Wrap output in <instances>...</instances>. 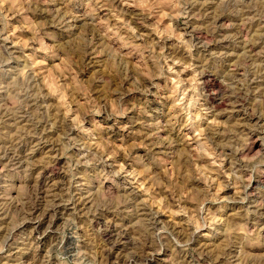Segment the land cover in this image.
Segmentation results:
<instances>
[{"label":"rangeland","instance_id":"374dc122","mask_svg":"<svg viewBox=\"0 0 264 264\" xmlns=\"http://www.w3.org/2000/svg\"><path fill=\"white\" fill-rule=\"evenodd\" d=\"M136 254L264 264V0H0V264Z\"/></svg>","mask_w":264,"mask_h":264},{"label":"bare ground","instance_id":"6f19581e","mask_svg":"<svg viewBox=\"0 0 264 264\" xmlns=\"http://www.w3.org/2000/svg\"><path fill=\"white\" fill-rule=\"evenodd\" d=\"M128 6V5H127ZM127 6H124V9L125 8H127V9H125L126 10V13H129V11H130V9H129V7H127ZM123 10V9H122ZM122 12V11H121ZM123 12H125V11H123ZM125 13V14H126ZM209 78L208 77H203V81H205V80H208ZM210 80V79H209ZM205 83V82H204ZM115 132V131H114ZM40 192V191H39ZM37 204L35 205V208H33L32 210H31V213L33 214V213H35V211L37 210ZM61 211H62V209L58 206V205H54L53 206V208L50 210V213H51V215L53 214V217H57V214H59V213H61ZM50 215V214H49ZM55 220V219H54ZM102 226V225H101ZM108 230V229H107ZM103 231V230H102ZM111 231V230H110ZM106 232V231H105ZM104 235V234H103ZM122 235V234H121ZM117 236V235H116ZM124 237H125V234H123V239H124ZM108 238V237H107ZM112 238V237H111ZM117 238V237H116ZM126 238V237H125ZM110 239V238H109ZM108 239V240H109ZM121 238L119 237V240H120ZM108 242V241H107ZM116 242V241H115ZM118 242V241H117ZM110 244V243H109ZM115 244V243H114ZM109 246H111V245H109ZM112 248H114V247H112ZM114 250V249H113ZM111 252V251H110ZM139 254V253H138ZM143 256H144V254H143ZM131 260H132V262H135V261H140V262H143V263H145V264H152V258H146V257H143V258H141L140 256H138L137 254L135 255V256H133L132 258H131Z\"/></svg>","mask_w":264,"mask_h":264}]
</instances>
